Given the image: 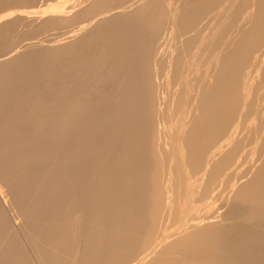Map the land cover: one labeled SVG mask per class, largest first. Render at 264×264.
<instances>
[{"label": "bare ground", "instance_id": "6f19581e", "mask_svg": "<svg viewBox=\"0 0 264 264\" xmlns=\"http://www.w3.org/2000/svg\"><path fill=\"white\" fill-rule=\"evenodd\" d=\"M38 1L0 0V264H264V0Z\"/></svg>", "mask_w": 264, "mask_h": 264}, {"label": "rangeland", "instance_id": "374dc122", "mask_svg": "<svg viewBox=\"0 0 264 264\" xmlns=\"http://www.w3.org/2000/svg\"><path fill=\"white\" fill-rule=\"evenodd\" d=\"M44 1V0H43ZM43 1L42 0H40V1H38V4L40 3L41 4V2L43 3ZM52 1H54V0H52ZM44 2H46V1H44ZM47 2H48V0H47ZM50 2V1H49Z\"/></svg>", "mask_w": 264, "mask_h": 264}]
</instances>
